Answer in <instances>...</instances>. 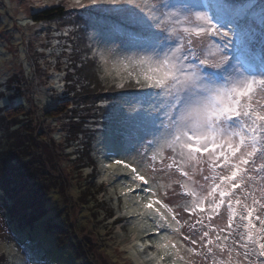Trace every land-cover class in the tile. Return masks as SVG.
<instances>
[{
    "label": "snow or ice",
    "instance_id": "1",
    "mask_svg": "<svg viewBox=\"0 0 264 264\" xmlns=\"http://www.w3.org/2000/svg\"><path fill=\"white\" fill-rule=\"evenodd\" d=\"M90 3L134 5L139 12L123 7L105 11L124 16L129 25L140 28L145 27V20L151 21L158 30L144 37V42L152 46L151 55L132 61L140 71L128 72L115 86L122 89L125 80H135L138 87L159 90L162 102L153 107L159 123L149 133L153 141L142 146L147 154L159 136L173 156L178 157L167 167H175L185 181L182 187L190 202L183 205V211L196 217L195 223H185L190 232L201 233L198 240L202 251L197 252L195 247L184 250L205 260L211 255L213 264H264V103L254 99L264 97V71L259 78L246 71L254 67L256 59L252 49L254 37L249 27L237 23L246 15H255L250 13L253 4L219 0L213 14L161 0H90ZM74 5L84 6L81 0H74ZM127 35L133 40L137 37L131 31ZM165 41L169 43L161 48ZM261 67L264 68V62ZM124 168H130L135 188H140L137 181L147 186L144 191L149 194V202L143 204V209L155 220L158 229L171 228L179 233V227L175 226L180 221L171 208L162 205L166 211L154 209L153 205L161 201L153 199L155 193L146 177L128 164ZM197 175L203 183L194 179ZM127 191L132 192L133 187ZM224 214L227 224L214 226L213 217ZM161 239L167 242L158 243V249H177L167 236ZM184 240H190L193 246L198 242L189 236ZM217 251L226 255V259H215ZM163 258L162 255L160 259Z\"/></svg>",
    "mask_w": 264,
    "mask_h": 264
},
{
    "label": "rangeland",
    "instance_id": "2",
    "mask_svg": "<svg viewBox=\"0 0 264 264\" xmlns=\"http://www.w3.org/2000/svg\"><path fill=\"white\" fill-rule=\"evenodd\" d=\"M218 2L219 0H161V3L187 4L195 10H209L213 14L216 11L215 5ZM232 2L240 5L251 2L254 6L256 0H232ZM81 3L84 5L83 7L75 6L74 0H0V88L5 91L4 103L11 105L23 101L26 105H29L26 95V97L22 94L14 95L12 90L8 88V78L17 71H21L26 76V88L31 93L33 102L40 107L53 106L56 98L50 96L49 89L53 90L56 95L61 93L58 72L56 71L47 80L36 79L37 65H33L29 60L28 48L30 49L37 44L38 50L41 51L44 48V43L49 38L47 31H45L46 25H44V22H34L29 17V13L48 6L63 5L72 9V20L69 21L70 31H66L60 23H47L54 28L61 27V30L64 31L62 36L70 42L73 39L74 32L80 29L81 22L86 24L87 19L89 40L94 45V51L107 76H113L120 80L123 76L125 77L126 75L123 72L118 73L120 65H129L126 68H133V72L140 71V68L135 66L132 61L139 60L142 56L151 55L152 46L144 42V37L150 33H158V30L151 26L149 30L144 31V28L129 25L124 16L105 11L123 7L133 12H139L134 5L91 4L90 0H81ZM206 5L208 8H205ZM262 8L264 6L259 9H250V13H255V15H246L242 20L237 21L238 24L243 26L247 24L246 27L252 24L249 29L252 31L258 45L261 42L264 44V29L259 31V28L255 27L257 24L260 26L264 22V18L259 16ZM162 11H168V9L162 8ZM261 14L263 15V13ZM76 17L80 22L78 26H75V24H78ZM246 20H248L247 23L244 22ZM101 21L104 23L102 24ZM150 24H152L151 21L145 20V26ZM115 27L122 30L115 32L113 30ZM130 31L139 34V40L131 39L127 35ZM159 34L165 35L164 33ZM168 43V41H165L161 48H165ZM260 48L264 53V45ZM32 51L30 49L29 52ZM97 57L94 56L91 62L97 63ZM40 63L41 61L38 62V64ZM37 68L39 67L37 66ZM127 81L129 82L125 84L123 91H136L138 86L134 84V81ZM114 86L111 87L112 91L113 89H115V92L121 91V88ZM158 92V89L146 88L140 92L141 97L135 96V100L131 101L129 106L123 109L115 107L112 112L115 116L118 114H122V117L126 116L122 118L123 124L122 122L118 123L116 118L111 117L112 119L108 121L107 128L98 134L100 131V129H96L98 124L93 123V128L96 129L95 132L98 135L96 138L93 137L95 138L92 146L93 157L89 161L95 167V171L90 170V173L86 170L78 171V179L85 184L86 193L90 188L98 193L103 208L97 212L95 200H91L86 204L87 207L80 204L73 213L65 206V203L63 205L58 203V206L51 207L50 211H47L48 214L40 220L38 235L35 240H32L33 231H27L16 225H11L7 229L0 222V255L4 254L12 264H213L214 257L211 255L205 260L200 255L188 253L184 250L188 247H195L197 252L202 251L198 240L201 233L195 230L190 232L188 224L182 223L185 221H188L189 224L195 223L196 217L194 214L190 215L188 212L183 211L184 204L180 202L183 199H189L186 196L182 198L181 195L184 190L182 184L185 181L175 167H167L173 159H178V157L173 156L172 151L168 149L159 136L156 137L158 142L155 147L147 154H145V147L142 146L153 141L154 137L149 133L154 131V125L159 123V117L153 111V107H159L162 102L161 97L157 94ZM144 98H146L145 102L142 100ZM254 99L264 103V97L262 96H256ZM120 102L123 103V100H120ZM145 120L152 123L145 125L143 123ZM100 123L101 126L103 122L100 121ZM87 130L84 133L86 135L78 136L80 139L78 144L86 141L90 143L86 137L91 135L93 131ZM53 132H58V126L49 125V129L46 128L44 134L48 143H44L42 150L49 156L54 155L52 152L56 148H62L61 143L67 142L65 134L64 136L61 134L53 135ZM75 145L77 148V144ZM66 150L71 151V149H65L64 153H67ZM73 152L74 150L69 154ZM64 153L61 154L62 159L67 160L69 154ZM153 156L155 159H153ZM117 160L123 161V163L116 164L115 161ZM124 164L135 167L141 175L146 177L152 192L155 193L153 199L161 201V204L153 205L154 209L161 208V211H166L162 205H167L168 208L173 210L172 214L176 215L177 213V219L180 221V226L178 225L179 233L183 235L176 234L181 241L178 240L176 234H172L173 230L171 233H166V235L161 232L160 238L167 236L172 243H175L177 249H180L178 255L176 254L177 249L170 247L168 250H164L163 254L154 245V241L157 243L159 238L154 237L150 230L157 232L162 229H158L155 220L143 209V204L149 202V194L144 191L147 186L143 182L137 181L136 183L140 184V188H135L130 168L125 169ZM108 165H112V167L110 168ZM58 166L60 172H63V169L66 168H77L70 159L60 165L58 164ZM54 167L57 170V167ZM185 170L188 171L189 169L186 168ZM96 173L98 174L96 180L98 186L96 183L94 185V179H91ZM205 174L207 175V173ZM194 179L203 183L199 175ZM129 187H133L132 192L127 191ZM78 193L79 190L76 191L75 188L65 189L64 194L67 196L65 200L68 203L73 202ZM52 203L53 200L49 204ZM45 211L46 209L43 210V212ZM223 212L222 208L221 213ZM141 213L143 214L141 215ZM1 217L2 215H0V220ZM97 218H100V224L102 223L107 227L110 223L109 225L114 227L110 230L109 227L105 228L100 225L98 232L104 245H96L97 242H100L98 234L92 232L93 230H88L89 224L96 223ZM213 221L214 226L226 225V214L214 216ZM205 223H207L206 220ZM109 231L111 233L107 234ZM5 233L7 239H3ZM90 234L92 236L89 239ZM185 236H189L190 239H197V245L193 246L190 240L181 239ZM116 239L120 241L115 244ZM214 251L216 250L214 249ZM162 255L164 258L161 260ZM215 259H226V255L221 256L217 251Z\"/></svg>",
    "mask_w": 264,
    "mask_h": 264
},
{
    "label": "trees",
    "instance_id": "3",
    "mask_svg": "<svg viewBox=\"0 0 264 264\" xmlns=\"http://www.w3.org/2000/svg\"><path fill=\"white\" fill-rule=\"evenodd\" d=\"M262 6H264V0H256L253 8L259 9ZM261 13L259 16L264 18V12L261 11ZM29 17L34 22H44L46 30H43L47 31L49 37L41 51L38 50L37 44L30 48L33 50L31 53L28 48L30 62L39 67L36 66V79L47 80L57 71L60 78L61 93L56 95L53 90L49 89L50 96L56 100L51 107H40L33 102L31 93L26 88V76L21 71L12 74L7 80V85L14 95H26L29 105L23 101L11 105L4 103L5 91L0 88V215H2L0 222L7 229L11 225H16L27 231H33L32 240H35L38 235L40 220L48 214L51 207L58 206V203H62V205L65 203V206L73 213L80 204L87 207L86 204L91 200H95L97 212L103 208L101 197L96 191H92L90 188L86 193L85 184L78 179V171H95V167L89 161L93 157L94 139L102 130L107 128L111 117L116 118L118 123H121L122 118L126 117H122V114H118L116 117L112 113L115 107L123 109L129 106L130 102L135 100V96L141 97L140 92L146 88L138 87L136 91H123V88L120 92H115V89L112 91L111 87L116 85L117 81L120 82V79L107 76L104 73L102 64L94 51V45L88 37L87 19L86 24L81 22L80 29L74 32L71 42L62 36L64 31L61 30V27L54 28L51 26L53 22H57L62 24L66 31H70L69 21L72 20V9L63 5L48 6L30 12ZM76 20L78 24L75 26H78L80 22L77 17ZM248 20L244 22L247 23ZM151 26L152 24L145 26L144 31L149 30ZM255 27L259 28V31L263 30L264 22ZM113 30L116 32L122 29L115 27ZM138 35L136 39L139 40ZM256 42L254 39L252 43V49L256 55L254 67L248 68L247 72L259 77L260 73L264 71V68L261 67L262 62H264V53L260 48L264 44L261 42L262 44L258 45ZM231 54L232 50H229V55ZM94 56L97 57L99 63L91 62ZM40 61L41 67L38 64ZM121 72L127 76L128 72H133V68L127 69L124 65H120L118 73ZM218 80L222 81V78L218 76ZM125 81V84L129 82ZM132 81L135 84V80ZM120 100H123V103ZM99 120L104 124L102 123L100 126ZM94 122L98 124L96 129H100L97 135L96 129L93 128ZM49 125L58 126V132H53V135L61 134L64 136L65 134L67 141L61 143L62 148H56L52 152L54 155L51 156L42 150L44 143H48L44 134L46 128L49 129ZM86 128L93 131L91 135L87 134L86 137L90 143L86 141L78 144L80 142L78 136L86 135L84 134L88 131ZM94 136L95 138H93ZM75 144H77V148ZM65 149H71L74 152L69 154L71 151L66 150L67 153H64ZM62 153L69 154L67 160L62 159ZM69 159L77 168H66L60 172L58 164L69 161ZM54 166L57 167V170ZM97 178L98 174L96 173L91 179H94V185L96 183L98 186ZM70 187L75 188L76 191L79 190V193L73 202L68 203L65 200L67 196L64 192L65 189L70 190ZM184 192L185 190L181 192L182 198L185 196ZM51 200L53 203L49 204ZM180 202L185 204L190 202V198ZM44 209H46L45 212H43ZM40 211L41 213H39ZM99 221L100 218H97L96 223H90L88 230H93L92 232L98 234L100 242H97L96 245H104L98 232L100 225L105 228L109 227L110 230L114 227L109 225L110 223L106 227ZM172 230L165 228L157 232L150 231L154 237L159 238L157 243L162 244L165 241L160 238L161 232L166 235ZM109 233L111 232L109 231L107 234ZM172 234L176 233L173 231ZM91 236L92 234L88 238L90 239ZM176 236L180 240L177 234ZM3 239H7L6 233L3 235ZM119 241L116 239L115 244ZM157 243L154 241L155 246ZM159 251L164 254V249ZM0 264L12 263L2 254L0 255Z\"/></svg>",
    "mask_w": 264,
    "mask_h": 264
}]
</instances>
